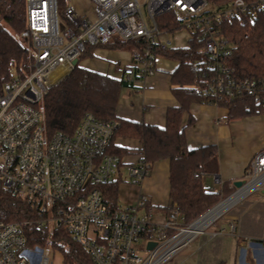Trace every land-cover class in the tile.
Returning <instances> with one entry per match:
<instances>
[{
  "label": "built area",
  "instance_id": "built-area-1",
  "mask_svg": "<svg viewBox=\"0 0 264 264\" xmlns=\"http://www.w3.org/2000/svg\"><path fill=\"white\" fill-rule=\"evenodd\" d=\"M88 1L93 5L90 16L69 3L62 10L60 0H26V27L17 39L28 45L31 69L0 87V191L24 201L34 218L0 221V264H49L42 248L28 246L23 230L33 222L48 225L50 237L57 228H65L94 264H169L205 231L194 230L197 221L187 224L177 204H170L164 222H154L145 194L127 209L107 204L105 187L117 180L122 167V159L109 153L115 120L86 113L73 134L49 136L45 99L72 74L74 62L88 47L114 40L133 42L128 50L132 65L123 74L131 84L144 82L157 74L159 52L171 49L168 36L175 33L163 31L158 17L174 13L181 19L176 32L187 30L203 40L201 52L209 70L205 96L214 101L235 99L255 93L260 83L236 75L229 62L232 45L221 23L245 24L264 13V0H232L226 5L207 0ZM152 170L140 156L128 165L127 174L131 184L140 186ZM243 180L246 184L224 201L247 188L250 193L264 191V149L253 157ZM150 243L155 244L152 249Z\"/></svg>",
  "mask_w": 264,
  "mask_h": 264
},
{
  "label": "trees",
  "instance_id": "trees-1",
  "mask_svg": "<svg viewBox=\"0 0 264 264\" xmlns=\"http://www.w3.org/2000/svg\"><path fill=\"white\" fill-rule=\"evenodd\" d=\"M211 4L226 5L232 0H207ZM69 0H60L62 10ZM0 87L14 75L26 76L31 69V56L27 46L17 39L26 27V0H0ZM159 27L165 32H176L181 27L177 14L167 13L158 17ZM222 33L232 45L230 65L240 79H252L259 83L253 94H244L235 99L210 100L203 94L209 78L201 52L203 40L194 33L187 48H171L159 52L160 56L174 60L178 67L172 73V93L179 107L169 108L165 128L129 121L117 116L120 93L131 83L125 77L115 79L108 75L86 70L80 61L93 57L96 48L129 50L133 42L114 40L103 47H88L79 59L72 74L59 86L51 89L45 99L46 125L50 137L58 132L73 134L86 113L97 118L117 122L116 133L109 153L124 158L129 154L143 157L152 167L162 161L170 163V200L177 204L187 224L197 221L225 197L235 192V187L222 192L209 189L204 179L219 175V150L216 145L189 148L186 130L193 125L189 117L193 105H215L228 111L232 119L264 116V13L247 19L245 24L237 21L221 23ZM119 138L138 141L139 149L117 145ZM198 175V177H196ZM120 182L113 181L105 187L107 204L119 208L118 189ZM29 206L6 191H0V221L23 223L33 219ZM49 226L39 227L36 222L24 226L29 247H51L62 255L64 264H94L89 252L73 242L65 228L59 227L50 237Z\"/></svg>",
  "mask_w": 264,
  "mask_h": 264
},
{
  "label": "crops",
  "instance_id": "crops-1",
  "mask_svg": "<svg viewBox=\"0 0 264 264\" xmlns=\"http://www.w3.org/2000/svg\"><path fill=\"white\" fill-rule=\"evenodd\" d=\"M92 11L78 9L80 14L88 16ZM92 54L93 57L83 59L79 66L115 79H122L123 70L132 65L128 50L96 48ZM162 57L156 61L155 76L144 82H134L128 90H121L119 118L166 127L168 109L180 106L172 93L171 78L178 63ZM190 116L194 123L186 130L189 148L216 145L219 150V175L211 176L218 187L211 190H231L235 182L244 179L256 153L264 149V116L232 119L226 109L215 105H193L190 114L184 116L185 125ZM115 143L128 149L141 148L138 141L131 139L119 138ZM139 157L133 152L121 158L120 176L116 180L120 182L118 200L135 204L141 194L147 195L153 210L151 220L162 223L171 204L168 160L156 163L151 176L140 186L123 188L126 192L121 190L123 174H127L128 165L137 162ZM243 198L178 254L174 260L181 259L175 264H264V191L252 192ZM232 227H235L234 231Z\"/></svg>",
  "mask_w": 264,
  "mask_h": 264
},
{
  "label": "rangeland",
  "instance_id": "rangeland-1",
  "mask_svg": "<svg viewBox=\"0 0 264 264\" xmlns=\"http://www.w3.org/2000/svg\"><path fill=\"white\" fill-rule=\"evenodd\" d=\"M69 4H71V6L75 7L77 10L78 9L85 10V11H87L89 13L93 9L92 3L89 2L88 0H69ZM61 19H62V17H61ZM191 37H192L191 32L186 30V31H183V32H180V31L175 32L173 35L169 34L168 39L171 41V48H183V47H187L189 45V40L191 39ZM163 40H167V37H164ZM26 46H28V45L26 44ZM158 58H163V57L162 56H158ZM80 63L82 64V61ZM128 89L129 88L126 87L123 90H128ZM122 181L123 182L121 183V185H122V189L121 190L123 192H126L123 188L136 186V185L131 184V180H130V178H129V176L127 174H123ZM205 185L209 189H217V187H218V185L215 184L214 178L211 177V176L206 177ZM131 194L134 195V193H131ZM227 197H229V196H227ZM227 197H225V199ZM223 201H224V199L222 201H220L219 203H221ZM135 204L133 202H131L130 204H127V203H124L122 200H119V206L122 207L123 209H127L129 207L135 206ZM225 212L221 216H219L216 219L215 222H217L218 220H221L226 215ZM215 222H213V223H215ZM30 248L33 249V247H30ZM42 251H43V255L49 259V264H64L63 261H62V255L59 252H57V251H53L51 249V247L42 248ZM141 256H145V251L141 252ZM180 259L181 258H177L172 263L175 264L176 261H179Z\"/></svg>",
  "mask_w": 264,
  "mask_h": 264
},
{
  "label": "bare ground",
  "instance_id": "bare-ground-1",
  "mask_svg": "<svg viewBox=\"0 0 264 264\" xmlns=\"http://www.w3.org/2000/svg\"><path fill=\"white\" fill-rule=\"evenodd\" d=\"M251 192V189H244L242 192L232 196L226 201L220 203L216 208L204 215L197 223L194 225L195 231H202L211 225L219 216H221L228 208H230L239 199L245 197Z\"/></svg>",
  "mask_w": 264,
  "mask_h": 264
},
{
  "label": "water",
  "instance_id": "water-1",
  "mask_svg": "<svg viewBox=\"0 0 264 264\" xmlns=\"http://www.w3.org/2000/svg\"><path fill=\"white\" fill-rule=\"evenodd\" d=\"M78 62H79L78 60H76V61L74 62L75 67L78 65ZM245 184H246V182H245L244 180H240V181L235 182V183L233 184V186H234L236 189H241ZM219 204H220V203H219ZM219 204H218V205H219ZM218 205H217V206H218ZM217 206H215L214 208H216ZM214 208H212L211 210H213ZM211 210H210V211H211ZM210 211H208V212H210ZM208 212H207V213H208ZM207 213H206V214H207ZM206 214H205V215H206ZM203 216H204V215H203ZM203 216H202V217H203ZM202 217H200L197 221H199ZM195 222H196V221H195ZM154 246H155L154 243H150V244H149V249H152Z\"/></svg>",
  "mask_w": 264,
  "mask_h": 264
}]
</instances>
